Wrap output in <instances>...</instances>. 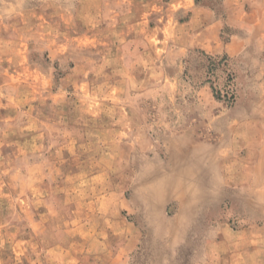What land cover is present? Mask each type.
<instances>
[{"label": "rangeland", "instance_id": "obj_1", "mask_svg": "<svg viewBox=\"0 0 264 264\" xmlns=\"http://www.w3.org/2000/svg\"><path fill=\"white\" fill-rule=\"evenodd\" d=\"M12 1L0 0V264H203L206 245L232 221V207L251 199L255 169L264 182L256 159L264 155L262 50L248 45L231 58L179 49L174 28L185 16L140 15V1L130 14L96 18L97 38L126 39L111 53L141 64L142 87L134 83L127 100L141 133L131 132L124 113L74 111L71 101L61 110L47 103L50 94L31 99L22 86H3L20 60L32 65L42 57L45 80L32 83L54 90L79 55L105 52L74 48L76 24L89 19L82 10L75 15L77 0H55L70 19L67 32L55 31L71 43L63 62L38 43L48 38L44 27L31 26L23 13L45 0H19L16 10ZM220 1L211 0L217 11ZM156 4L148 2L154 11ZM112 24L118 31L107 30ZM84 100L93 103L89 95ZM195 150L213 158H189ZM171 189L178 193L166 194ZM118 218L131 225L130 239L115 238Z\"/></svg>", "mask_w": 264, "mask_h": 264}, {"label": "crops", "instance_id": "obj_2", "mask_svg": "<svg viewBox=\"0 0 264 264\" xmlns=\"http://www.w3.org/2000/svg\"><path fill=\"white\" fill-rule=\"evenodd\" d=\"M136 1L141 2L140 15L154 12L163 17L185 16L178 21L174 28L176 47L179 49L195 47L207 53L224 54L235 58L242 55L248 45H254L262 50L264 55V0H221L220 11L214 8L211 0H152L157 1V11L148 6L150 0H77L75 15L84 13L89 19L87 23H82L83 25L76 24L75 31L79 34V39L72 42L75 45L74 48L79 49V51L94 48L105 49L104 54L109 53V58L105 60L104 54H100L98 51H96L97 54L99 53L97 59L88 54L79 55L72 68L58 78L59 81L54 90L47 87L38 91L39 82H32L39 75L45 80V75L38 71L42 57H37L36 62H33L31 60L36 57L33 56L30 57L32 65L20 60L3 86H10L15 90L22 86L24 93H27L31 99L36 96L39 97L38 92H45L54 97V99L49 97L50 100H47V103H54L61 107L69 106L71 101L74 111H113L122 115L124 113V117L129 120L128 123L131 127L133 124L135 125L131 132L138 129L136 123L128 116L133 108L129 107L127 100L134 83L136 86L138 84L142 87V83L139 84L142 80L141 64L138 58L135 59L122 52L112 54L111 49L115 48L114 45L117 43L116 48L121 49L126 39L123 35L122 39L119 37L117 40L97 38L101 28L98 26L99 20H96V18L100 19L101 16L116 15V11L121 15L130 14L136 5ZM11 5L12 9L16 10L19 0L12 1ZM43 7L44 10L41 9ZM23 13L28 16L27 22L31 26L44 27V34L48 38L44 42L38 43L44 49H49L50 54L53 55V60H61L62 62L68 60L71 43L67 36L58 37L55 34L58 29L61 33L69 30L70 19L66 9L55 0H45L42 6L28 8ZM25 22L26 20H22V23ZM104 30L106 31V29ZM107 30L116 32L118 31L117 25H109ZM223 34H228V38L222 37ZM20 43L22 46L25 44L21 40ZM128 44L131 45L130 40ZM107 61L110 64H107ZM27 67L30 68V72L27 71ZM260 71L264 73V64ZM5 74L8 76L7 73ZM39 81L41 82V80ZM85 84L87 85L86 90ZM85 95L91 96L92 104L86 100L83 102ZM24 102L32 104V101ZM61 110L67 111L68 107H62ZM60 127L63 128V122H61ZM118 131L121 141L125 131L121 129ZM138 132L141 133V130L138 129ZM117 141L119 140L114 139V142ZM60 148H63L62 145ZM261 156L256 157L259 160L258 168L264 165V155ZM188 157L196 160L213 158L211 151L203 153L197 150L191 152ZM58 158L60 160L65 159L64 156ZM121 158L124 156H120ZM98 173L99 171L96 169L88 173V176L95 177ZM261 176L260 171L255 169L250 179L251 182L247 185V192L250 193L248 196L251 198H246L248 205L244 202L240 209L239 207H232L230 212V216H233L231 217L232 221H224V228L221 227L217 237L211 239L212 242L206 245V259L203 264H264V182H261ZM203 180V177L201 179L196 178L194 182L203 183ZM192 197L196 199L195 195ZM117 206H119L118 201ZM118 221L120 222V229L114 233L115 238L118 240L129 238L127 232H132L131 225L127 227L119 218Z\"/></svg>", "mask_w": 264, "mask_h": 264}, {"label": "bare ground", "instance_id": "obj_3", "mask_svg": "<svg viewBox=\"0 0 264 264\" xmlns=\"http://www.w3.org/2000/svg\"><path fill=\"white\" fill-rule=\"evenodd\" d=\"M203 159V158H202ZM180 171V170H179ZM178 171V172H179ZM181 172V171H180ZM182 173H184V172H182ZM166 177H164V179H165ZM163 179V178H162ZM190 181H194V179H192L191 177H190ZM161 182V181H160ZM163 183V182H162ZM165 183V182H164ZM167 183V182H166ZM165 183V184H166ZM172 183V182H171ZM178 184H179V182H178ZM172 185V184H171ZM151 187V186H150ZM154 187V186H153ZM152 187V188H153ZM174 187V186H173ZM180 187V186H179ZM177 188V187H176ZM164 189V188H163ZM164 190H166V189H164ZM177 191H178V188L176 189ZM176 190H174V189H171V190H168L167 192H166V194H168V195H176L178 192L176 191ZM182 193V192H181ZM184 194V193H183ZM181 195V194H180ZM179 195V196H180ZM167 196V195H166ZM179 198H181V197H179ZM181 200V199H180Z\"/></svg>", "mask_w": 264, "mask_h": 264}]
</instances>
